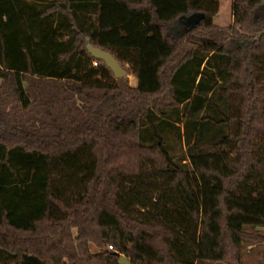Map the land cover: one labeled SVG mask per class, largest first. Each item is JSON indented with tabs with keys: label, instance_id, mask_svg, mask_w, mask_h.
<instances>
[{
	"label": "trees",
	"instance_id": "16d2710c",
	"mask_svg": "<svg viewBox=\"0 0 264 264\" xmlns=\"http://www.w3.org/2000/svg\"><path fill=\"white\" fill-rule=\"evenodd\" d=\"M217 10L0 0V264H239L264 240V0Z\"/></svg>",
	"mask_w": 264,
	"mask_h": 264
},
{
	"label": "rangeland",
	"instance_id": "374dc122",
	"mask_svg": "<svg viewBox=\"0 0 264 264\" xmlns=\"http://www.w3.org/2000/svg\"><path fill=\"white\" fill-rule=\"evenodd\" d=\"M231 6L232 0H218V10L216 16L214 17V23L216 25L228 26L231 24ZM126 78L130 86H135L136 79L132 74H127ZM253 231L260 232L264 236V228H256ZM89 249L91 252L97 251L92 244H89ZM239 264H264V240L261 242L250 241L248 243H244L241 249V261Z\"/></svg>",
	"mask_w": 264,
	"mask_h": 264
},
{
	"label": "water",
	"instance_id": "95a60500",
	"mask_svg": "<svg viewBox=\"0 0 264 264\" xmlns=\"http://www.w3.org/2000/svg\"><path fill=\"white\" fill-rule=\"evenodd\" d=\"M204 17L202 13H194L186 18H183L182 21L186 24V29L190 30L196 26V24ZM88 53L97 60L102 61L109 70L113 73V76L118 78H123L127 76L126 71L121 67V65L116 61V59L108 52L93 47L90 44L86 45ZM117 264H132L124 255L118 254Z\"/></svg>",
	"mask_w": 264,
	"mask_h": 264
},
{
	"label": "built area",
	"instance_id": "2783aa9c",
	"mask_svg": "<svg viewBox=\"0 0 264 264\" xmlns=\"http://www.w3.org/2000/svg\"><path fill=\"white\" fill-rule=\"evenodd\" d=\"M108 248H109V250H111L112 249V246H108Z\"/></svg>",
	"mask_w": 264,
	"mask_h": 264
}]
</instances>
